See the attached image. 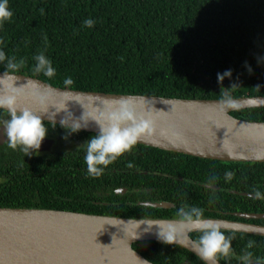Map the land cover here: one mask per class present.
<instances>
[{
	"label": "trees",
	"instance_id": "obj_1",
	"mask_svg": "<svg viewBox=\"0 0 264 264\" xmlns=\"http://www.w3.org/2000/svg\"><path fill=\"white\" fill-rule=\"evenodd\" d=\"M11 18L0 24V50L23 61L17 73L35 76L50 85L85 91L157 95L178 98L221 99L264 95V0H8ZM86 18L94 20L91 28ZM51 60V78L34 71L33 57ZM247 62V67L245 66ZM250 67L251 71L248 70ZM231 69L217 81V73ZM0 71H6L0 63ZM70 77L72 84L65 85ZM6 112L4 110H0ZM235 117L264 121V107L232 111ZM59 137V124L43 122ZM93 132L81 130L68 140L72 150L24 156L19 149L0 146L13 161L3 166L0 207L48 208L122 217H176L183 205L218 211L264 213V199L200 186L264 194V162H222L134 145L108 165L99 177L89 176L84 163L85 141ZM67 140V141H68ZM18 156V159L15 158ZM0 159H2L0 157ZM131 164V167H129ZM119 169V171H114ZM149 171V172H145ZM150 171H156L152 174ZM232 178L225 179V172ZM167 173L168 175L165 176ZM174 176V177H173ZM161 186L173 208L128 204L145 199L116 195L113 186ZM109 192L104 196L103 191ZM99 194V195H98ZM135 196V195H134ZM104 202V203H97ZM225 218H235L225 216ZM264 225L263 219L251 220ZM232 236L233 256L222 264H240L244 251L264 258V236L223 231ZM199 233L190 236L196 241ZM254 246L247 248V242ZM132 247L154 264L203 262L175 244L141 241Z\"/></svg>",
	"mask_w": 264,
	"mask_h": 264
},
{
	"label": "water",
	"instance_id": "obj_2",
	"mask_svg": "<svg viewBox=\"0 0 264 264\" xmlns=\"http://www.w3.org/2000/svg\"><path fill=\"white\" fill-rule=\"evenodd\" d=\"M16 76L17 84L24 89L17 97V105L44 116V122L59 124L61 118L70 115L60 111L61 108L79 117L83 111L125 102L152 122L151 131L141 135L137 144L222 162H264V121L244 120L231 114L240 109L264 107V95L234 97L230 94L221 99H201L118 94L61 88L35 76L21 73ZM83 131L95 133L94 125ZM4 139L0 137V143ZM46 142L53 143L51 133H47L40 149ZM212 188L254 197L253 193ZM138 204L156 208L171 205L163 201ZM234 215L244 219L264 218V213L236 212ZM204 217L217 222L222 231L264 236L261 224ZM176 219L0 207V264H145V261L154 264L132 244L159 241L155 224ZM192 232L197 231L186 230L174 244L197 256ZM219 264L222 263L219 261Z\"/></svg>",
	"mask_w": 264,
	"mask_h": 264
},
{
	"label": "clouds",
	"instance_id": "obj_3",
	"mask_svg": "<svg viewBox=\"0 0 264 264\" xmlns=\"http://www.w3.org/2000/svg\"><path fill=\"white\" fill-rule=\"evenodd\" d=\"M12 16L8 0H0V24L8 21ZM94 20L86 18L84 26L91 28ZM35 60L34 71L43 73L46 77H53L55 69L52 62L43 53L33 57ZM264 60V57H260ZM0 63L4 64V72H0V110H6L8 118L0 120V137L7 140L8 147L16 150L18 147L24 156L39 153L42 141L47 135L48 128L43 123L45 119L28 107H19L17 97L24 91L17 84L16 73L23 61H17L14 57H6L0 50ZM247 67V62H245ZM251 71L250 67L248 68ZM232 70L225 69L217 73V81L230 77ZM65 85L72 84L70 77L64 80ZM43 95V94H41ZM65 110L66 114L59 120V127L65 130L61 139L67 140L73 133L87 130L94 125L95 135L89 136L85 141L84 163L89 176L99 177L104 169L117 159L122 153L130 150L137 144L141 135L151 131L152 122L146 115H138L131 105L125 102L115 104L108 103L102 108H93L83 111L79 117ZM54 119V117H53ZM131 167V164H129ZM232 173L225 172V179L230 180ZM254 198L264 199V194L259 190H253ZM204 209L196 206L183 205L176 211L175 222L163 221L158 224L157 239L163 244H174L182 237L186 230H196L199 235L195 242V254L199 256L203 264H219L220 258L233 256L231 246L232 236H226L220 225L205 218ZM254 246V241L247 242V248ZM240 264H253L252 253L244 251L238 258ZM148 264V261H145ZM255 264H264V258L257 257Z\"/></svg>",
	"mask_w": 264,
	"mask_h": 264
},
{
	"label": "flooded vegetation",
	"instance_id": "obj_4",
	"mask_svg": "<svg viewBox=\"0 0 264 264\" xmlns=\"http://www.w3.org/2000/svg\"><path fill=\"white\" fill-rule=\"evenodd\" d=\"M7 118H8L7 112L0 111V120H5ZM47 133H51L52 134L53 143L52 144H49V143L46 142L42 146V148L39 149V153L37 155H41V154L42 155H47V154H51V153H55V152L68 151V150H72L73 148H76L77 147V143L78 144L79 143H82L83 144V141L82 142H77V141H71V140H68V139H67L68 141L67 140H63V139H61V137L58 136V134L55 131H51V130H49V128H48V132ZM4 143H7V140H4L3 142H1L0 143V146L3 145ZM143 146H145V145H143ZM11 154H22V153H18V152L10 153V152H2V151H0V157L2 158L0 160H3L4 161V165L3 166H8L9 163H11L13 161V159L10 158L11 157ZM32 158L33 157L31 156L29 160H31ZM17 159H18V156L15 158V160H17ZM114 171H119V169H115ZM5 172H6V169H3V170L0 171V182L3 179L6 178V173ZM145 172L147 173L149 171H145ZM150 172L152 174H155L156 173V171H150ZM163 174H165V176L168 175L167 173H163ZM195 182H198V181H195ZM199 183H202V182H199ZM203 184H206V183H203ZM206 185H209V184H206ZM200 186H202V185H200ZM212 186H202V187H206V188L213 189ZM214 187H216V186H214ZM112 188H113V193L116 194V195H125V194H128V196H127L128 199L129 198H131V199L132 198H135L136 199V196L137 197L138 196L141 197L140 193L142 195H144L143 197H145V199H142V200H140L139 198H138V200H135V201H129L128 200L126 202L128 204L143 205V204H138V203L139 202L143 203V202L163 201V202H168L171 205L169 207H167V208H162V209H169V208H173L174 207V203L173 202L165 201V200H163L161 198V196H163V193L160 191L161 190L160 189L161 186H155V183H149L148 186L141 184L139 187H135L131 191H129L128 186H124V185L123 186H113ZM223 189H229V188H223ZM230 190H233V189H230ZM220 191H222V190H220ZM223 192H225V191H223ZM101 193L104 194L103 197L109 196V192H106L105 190L103 192H99V194H101ZM227 193H230V192H227ZM252 198H254V197H252ZM97 203H104V202H97ZM143 206H147V205H143ZM147 207H151V206H147ZM152 208H156V207H152ZM236 212H239V211H218V214L221 215V216H219L220 218L232 219V220H239V221H245V222H249V223L256 224L255 222L251 221V220H254V219H244L242 217H238V216L234 215V213H236ZM247 213H254V212H247ZM223 215H225V216H232V217H235V218H225V217H222ZM185 261H187V260H185ZM185 261H183L182 264ZM187 262H189V261H187Z\"/></svg>",
	"mask_w": 264,
	"mask_h": 264
},
{
	"label": "rangeland",
	"instance_id": "obj_5",
	"mask_svg": "<svg viewBox=\"0 0 264 264\" xmlns=\"http://www.w3.org/2000/svg\"><path fill=\"white\" fill-rule=\"evenodd\" d=\"M68 147V146H67ZM70 147V146H69Z\"/></svg>",
	"mask_w": 264,
	"mask_h": 264
}]
</instances>
